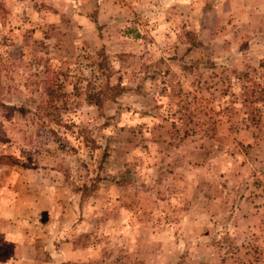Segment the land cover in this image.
I'll use <instances>...</instances> for the list:
<instances>
[{
	"label": "rangeland",
	"instance_id": "obj_1",
	"mask_svg": "<svg viewBox=\"0 0 264 264\" xmlns=\"http://www.w3.org/2000/svg\"><path fill=\"white\" fill-rule=\"evenodd\" d=\"M11 258L264 264V0H0Z\"/></svg>",
	"mask_w": 264,
	"mask_h": 264
},
{
	"label": "trees",
	"instance_id": "obj_2",
	"mask_svg": "<svg viewBox=\"0 0 264 264\" xmlns=\"http://www.w3.org/2000/svg\"><path fill=\"white\" fill-rule=\"evenodd\" d=\"M113 90L115 91L112 95H108V94H104V93H101V92H98V93H94V94H89L88 97H87V100L90 104H93L95 106H97L98 108H101L102 106V102L106 99L108 100H113L115 99V97L117 95H120V93L126 89H120V88H113Z\"/></svg>",
	"mask_w": 264,
	"mask_h": 264
},
{
	"label": "crops",
	"instance_id": "obj_3",
	"mask_svg": "<svg viewBox=\"0 0 264 264\" xmlns=\"http://www.w3.org/2000/svg\"><path fill=\"white\" fill-rule=\"evenodd\" d=\"M2 240L5 241V242L7 241V242L9 243L8 246H10L11 249H12L14 252H18V251H20V250H22V249L24 248V246L21 245V244H20L16 239H14V238H9L8 236H6V237H2V238H1V241H2ZM3 241H2V243H3ZM19 262H20V261H14L13 258H11V261L8 262V263H5V264H19ZM0 264H1V262H0ZM25 264H30V262L26 261Z\"/></svg>",
	"mask_w": 264,
	"mask_h": 264
}]
</instances>
